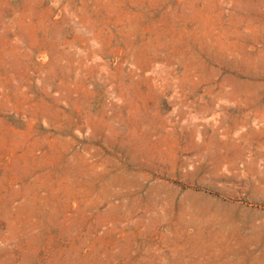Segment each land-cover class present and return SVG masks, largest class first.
<instances>
[{
    "label": "rangeland",
    "instance_id": "rangeland-1",
    "mask_svg": "<svg viewBox=\"0 0 264 264\" xmlns=\"http://www.w3.org/2000/svg\"><path fill=\"white\" fill-rule=\"evenodd\" d=\"M0 264H264V0H0Z\"/></svg>",
    "mask_w": 264,
    "mask_h": 264
}]
</instances>
